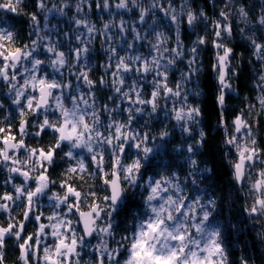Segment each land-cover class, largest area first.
<instances>
[{"label": "clouds", "instance_id": "clouds-1", "mask_svg": "<svg viewBox=\"0 0 264 264\" xmlns=\"http://www.w3.org/2000/svg\"><path fill=\"white\" fill-rule=\"evenodd\" d=\"M0 110V264H264V0H0Z\"/></svg>", "mask_w": 264, "mask_h": 264}, {"label": "snow or ice", "instance_id": "snow-or-ice-1", "mask_svg": "<svg viewBox=\"0 0 264 264\" xmlns=\"http://www.w3.org/2000/svg\"><path fill=\"white\" fill-rule=\"evenodd\" d=\"M19 49H17V53H19ZM17 53H9V56H14ZM40 84V89L43 91L45 87H52V85H44L43 81L39 82ZM239 122V121H238ZM3 129H0V133H3ZM75 131V129H73ZM11 133H9L7 136H3V140L6 143L8 139L10 138ZM43 154V153H42ZM241 159H243V152H241ZM240 168V165H237V169ZM115 177V174H113ZM106 183H109L112 186L113 192L115 193L118 191V178H113V179H107L106 178ZM158 183V182H157ZM153 191L155 192L156 189L154 188ZM7 197V194H5ZM93 211L97 212V215L99 212L96 209V205H93ZM255 211V209H253ZM82 215H87L91 216L92 213H87V214H82ZM164 223L163 220H159V222L156 223H147L145 225V228L143 229L141 235L143 238H140L139 236L135 240V242L132 244L133 252H132V257L135 260L136 264H177L179 260V255L177 252H172L170 255H162V254H156L155 250L153 248L149 247V238L154 235L155 233H158L160 231L161 225ZM87 224V221H86ZM174 239L178 240H184V235L181 232L179 236L173 237ZM63 243V241H61ZM75 243V241H73ZM217 248H219V245H217ZM185 251L184 248H180L179 252L183 253ZM193 258V264H197V258L195 256V253L192 254ZM51 259V257H49Z\"/></svg>", "mask_w": 264, "mask_h": 264}, {"label": "trees", "instance_id": "trees-1", "mask_svg": "<svg viewBox=\"0 0 264 264\" xmlns=\"http://www.w3.org/2000/svg\"><path fill=\"white\" fill-rule=\"evenodd\" d=\"M32 2L34 3V0H32ZM92 4H93V9H95V0H92ZM205 4H207V0H205ZM211 53H212V49H211V47H209L207 50V53L205 55L206 63L209 65V71H210V66H211V62H212L211 61ZM209 83H210V81H209ZM242 86H243V84H242ZM207 107L209 109L210 114H213V115L217 114L215 104H214L211 97H209V100L207 102ZM0 111H2V110H0ZM260 129H261V132L264 133V119L260 120ZM15 131L16 130L14 129L13 132H15ZM261 148H264V137L261 138ZM0 188L4 189L3 186H0ZM2 218L3 217H0V219H2ZM261 220L262 221L260 223V226H258L257 229H259L261 227V224L263 223V218H261Z\"/></svg>", "mask_w": 264, "mask_h": 264}, {"label": "flooded vegetation", "instance_id": "flooded-vegetation-1", "mask_svg": "<svg viewBox=\"0 0 264 264\" xmlns=\"http://www.w3.org/2000/svg\"><path fill=\"white\" fill-rule=\"evenodd\" d=\"M4 191V189H1L0 188V192L2 193ZM0 217H2V216H0ZM3 219V218H2ZM43 219V218H42ZM261 218H256V219H254L253 220V223H254V226H255V228H257L258 226H260V223H261ZM263 223H264V218H263ZM30 228H31V226H29L27 229H26V232H30ZM252 235V233H251V231H250V236Z\"/></svg>", "mask_w": 264, "mask_h": 264}]
</instances>
